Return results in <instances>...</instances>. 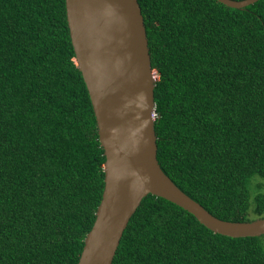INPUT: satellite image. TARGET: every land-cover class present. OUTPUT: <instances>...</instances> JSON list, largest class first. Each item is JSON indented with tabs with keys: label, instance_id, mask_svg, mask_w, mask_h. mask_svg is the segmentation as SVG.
<instances>
[{
	"label": "trees",
	"instance_id": "16d2710c",
	"mask_svg": "<svg viewBox=\"0 0 264 264\" xmlns=\"http://www.w3.org/2000/svg\"><path fill=\"white\" fill-rule=\"evenodd\" d=\"M154 86L157 159L232 221L264 216V0H138ZM65 0H0V264H76L105 156ZM111 264H264V234L230 237L147 194Z\"/></svg>",
	"mask_w": 264,
	"mask_h": 264
},
{
	"label": "water",
	"instance_id": "95a60500",
	"mask_svg": "<svg viewBox=\"0 0 264 264\" xmlns=\"http://www.w3.org/2000/svg\"><path fill=\"white\" fill-rule=\"evenodd\" d=\"M242 8L256 0H217ZM75 63L93 108L105 161L95 219L76 264H111L141 199L163 197L205 227L230 237L264 234V216L221 219L182 191L157 159L154 86L148 40L138 0H65Z\"/></svg>",
	"mask_w": 264,
	"mask_h": 264
},
{
	"label": "rangeland",
	"instance_id": "374dc122",
	"mask_svg": "<svg viewBox=\"0 0 264 264\" xmlns=\"http://www.w3.org/2000/svg\"><path fill=\"white\" fill-rule=\"evenodd\" d=\"M251 181H261V182H263L264 180H263V178H261L260 176H258V175H254L253 177H252V180Z\"/></svg>",
	"mask_w": 264,
	"mask_h": 264
}]
</instances>
